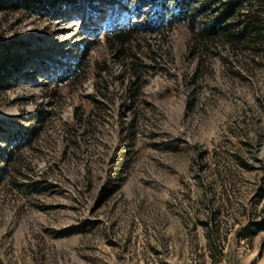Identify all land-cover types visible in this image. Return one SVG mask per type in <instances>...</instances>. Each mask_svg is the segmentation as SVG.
Segmentation results:
<instances>
[{
	"label": "rangeland",
	"instance_id": "rangeland-1",
	"mask_svg": "<svg viewBox=\"0 0 264 264\" xmlns=\"http://www.w3.org/2000/svg\"><path fill=\"white\" fill-rule=\"evenodd\" d=\"M181 1L0 12V169L22 146L0 182V264H264V0L231 21L260 11L234 50L196 44ZM115 23L139 28L124 47L104 39ZM75 61L76 82L52 81Z\"/></svg>",
	"mask_w": 264,
	"mask_h": 264
},
{
	"label": "trees",
	"instance_id": "trees-1",
	"mask_svg": "<svg viewBox=\"0 0 264 264\" xmlns=\"http://www.w3.org/2000/svg\"><path fill=\"white\" fill-rule=\"evenodd\" d=\"M38 1L40 2L41 0H7V4L5 0H1L0 12L6 11L7 9L14 11L20 9L34 11ZM48 1L52 4L56 0ZM213 2H215L216 5L212 6L211 3ZM245 4V0H182L179 3V12L174 18L178 23L186 25L191 39H193L196 44L204 47L220 42L225 48L234 50L240 46L250 44L252 35L257 37L261 35L259 10H248L246 14H243L240 21V26H242L240 30L235 31L231 28V21L238 16L242 10L248 7ZM213 8H215V11ZM212 12L215 13V15L208 20L202 18L206 14ZM159 17L163 20L161 14ZM138 31V26L133 23H115L111 25L104 39L106 38L109 42H114L124 47L130 43L131 38ZM81 68V62L75 61L52 81L56 84L76 82L80 76ZM106 70L107 68L105 70H100L95 76L97 80V92L96 95L92 97V101H95L98 97L97 95H100L103 99L106 98V95L100 91L104 83L101 73ZM137 72V64L132 62L130 67L131 82L126 89V94L131 98L136 95L138 89L137 83L141 79L140 74H137ZM21 147L20 142H16L11 146L13 152L20 150ZM13 152L8 150V152L4 153L3 162L5 166L0 169V182L6 177L7 166L14 160L11 156ZM262 230H264L263 222L256 223L255 231L258 232Z\"/></svg>",
	"mask_w": 264,
	"mask_h": 264
},
{
	"label": "bare ground",
	"instance_id": "bare-ground-1",
	"mask_svg": "<svg viewBox=\"0 0 264 264\" xmlns=\"http://www.w3.org/2000/svg\"><path fill=\"white\" fill-rule=\"evenodd\" d=\"M115 16H116V13H115V10L113 9V12L111 11L108 14V17H107L106 22L109 23V22L113 21V19L115 18Z\"/></svg>",
	"mask_w": 264,
	"mask_h": 264
}]
</instances>
